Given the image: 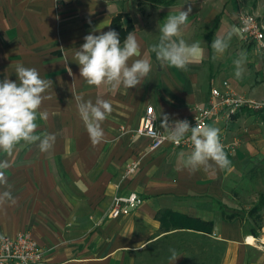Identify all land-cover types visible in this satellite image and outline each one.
Instances as JSON below:
<instances>
[{
	"label": "crops",
	"instance_id": "1",
	"mask_svg": "<svg viewBox=\"0 0 264 264\" xmlns=\"http://www.w3.org/2000/svg\"><path fill=\"white\" fill-rule=\"evenodd\" d=\"M162 1L167 3L0 0V81L18 82L17 64L50 79L52 89L44 94L49 98L39 110L48 118L37 120L36 134L56 136L46 152L40 151L39 142H22L10 157L0 153V160L9 161L5 174L17 201L0 207V235L30 233L51 264H171L169 249L179 256L175 264H264V222L259 225L256 215H248L257 199L250 206L239 202L228 187L250 162L251 170L264 163V110L242 109L228 125H208L217 127L227 141H240L232 156L225 150L231 165L224 170L214 166L190 175L180 153L187 156L192 148L175 149L165 143L150 151L149 139L135 133L146 106L153 107L161 128L164 114L170 122L189 117L194 105L207 104L211 88L221 90L224 83L239 95L264 100V54L245 42L234 17L244 9L264 19V2ZM189 7L183 38L188 44L200 41L201 52L191 58L187 71L161 67L150 51L158 41V26L170 13ZM233 29L228 49L222 55L214 53L212 41ZM109 30L116 31L121 42L133 32L141 44L140 58L151 62V72L137 87L90 86L80 77V66L72 60L75 50L86 35ZM241 58L244 71L237 78L234 62ZM78 95L112 104L102 122L104 139L97 145L78 114ZM132 161H138V168L125 177ZM5 190L7 186H0V192ZM131 193L143 203L127 215L108 217L113 198ZM166 211L211 222V232L167 228L168 219L161 218ZM252 224L258 226V237L250 234ZM247 237L254 244L247 243Z\"/></svg>",
	"mask_w": 264,
	"mask_h": 264
},
{
	"label": "clouds",
	"instance_id": "2",
	"mask_svg": "<svg viewBox=\"0 0 264 264\" xmlns=\"http://www.w3.org/2000/svg\"><path fill=\"white\" fill-rule=\"evenodd\" d=\"M191 7L186 11L169 14L159 24L158 41L150 46L161 67H175L187 71L193 56L201 52L200 41L188 44L183 38L182 26H185ZM235 29L226 36H217L211 43L216 54L222 55L229 47ZM84 43L75 50L72 60L78 63L80 77L88 85L99 87L107 85L110 88L123 86L126 89L140 85L152 70L150 60L141 57V44L133 32H128L121 42L119 34L114 30L99 35L88 34ZM213 60L216 55H213ZM67 60V58H66ZM235 76L243 74V58L235 62ZM67 64V63H66ZM69 75L71 69L67 68ZM15 73L17 81L5 78L0 81V153L10 157L21 143L35 144L39 142L41 152L51 149L56 141L55 134H36L39 127L37 120H47L48 113L39 111L43 101L49 97L44 94L52 89V81L41 77L35 68L17 64ZM77 110L93 145L104 139L102 122L112 112L110 101L97 98L95 103L85 101L82 95L75 96ZM161 117V114L159 118ZM161 128L164 129L168 142L179 145L190 133L192 145L190 154L180 153L184 168L189 174H195L203 169L208 171L214 166L224 170L230 167L231 161L221 142L220 130L214 126L202 129L196 124L191 126L187 120L171 121L167 114L162 116ZM10 167L8 159L0 160V186L9 190L0 192V207L5 203L16 204L11 194V185L7 182L6 170ZM171 264H175L178 255L175 249H169Z\"/></svg>",
	"mask_w": 264,
	"mask_h": 264
},
{
	"label": "built area",
	"instance_id": "3",
	"mask_svg": "<svg viewBox=\"0 0 264 264\" xmlns=\"http://www.w3.org/2000/svg\"><path fill=\"white\" fill-rule=\"evenodd\" d=\"M237 29L243 36L245 42L252 43L257 52L264 54V19L254 11L239 9L234 14ZM242 109L252 111L264 110V100H255L237 94L227 84L223 88H211L208 102L205 106L194 105L193 112L189 117L180 119L189 121L190 125L203 128L210 124L223 123L228 125L238 112ZM136 134L149 139V150L154 151L161 148L165 143H170L165 138L163 128L156 125V115L152 106H146L139 119ZM190 133L179 144L170 143L175 149H191L189 139ZM224 149L229 156L236 151L240 145L237 138L227 141L225 135H220ZM138 161L130 162L125 169V177L135 173ZM143 199L131 193L127 196H115L107 213L110 218L127 215L133 208L141 205ZM248 238V237H247ZM247 238L245 241L247 242ZM0 264H51L45 258L44 251L28 232H21L13 237L0 235Z\"/></svg>",
	"mask_w": 264,
	"mask_h": 264
},
{
	"label": "rangeland",
	"instance_id": "4",
	"mask_svg": "<svg viewBox=\"0 0 264 264\" xmlns=\"http://www.w3.org/2000/svg\"><path fill=\"white\" fill-rule=\"evenodd\" d=\"M261 1L264 2V0H261ZM246 43H249V42H246ZM255 112H258V111H255ZM261 113H264V111H262ZM254 120H250V121L255 122ZM253 165L254 163L250 162L249 166L244 171L241 170L236 176L232 177L230 184H228L230 196L233 199L238 200L239 202H242V201L246 202L247 204H249V206L251 203H253L252 201L257 199L256 197L258 196L257 194L259 192H264V163L257 164L255 169L251 170V167ZM258 165L261 167L260 170L258 168ZM244 189L249 192L245 193L246 191ZM260 216L261 218L258 221L259 225H261L262 222H264V211L260 212Z\"/></svg>",
	"mask_w": 264,
	"mask_h": 264
},
{
	"label": "trees",
	"instance_id": "5",
	"mask_svg": "<svg viewBox=\"0 0 264 264\" xmlns=\"http://www.w3.org/2000/svg\"><path fill=\"white\" fill-rule=\"evenodd\" d=\"M150 1L154 3H167L162 0H150ZM115 27H117V24L114 23L113 29ZM262 211H264V192H260L258 194L256 202L253 204V207L248 211V215L249 217H253V219L257 217H258L257 219H260V212ZM255 215L257 217H255ZM230 217L232 218L234 216L231 215ZM161 218L162 220L168 219V221H166L168 222V224H166L167 228L170 226L172 227L175 226L177 228H182V229L187 228V229H192L195 231H203V232H209V233L211 232V227H212L211 222H203L200 219H192V218L187 217L186 215H182V214H178V213H174L170 211H166L165 213H163V216ZM169 223H173V224L169 225ZM257 227L258 226H254L253 224L250 226V232H251L250 234L254 237H258V234L256 233Z\"/></svg>",
	"mask_w": 264,
	"mask_h": 264
},
{
	"label": "bare ground",
	"instance_id": "6",
	"mask_svg": "<svg viewBox=\"0 0 264 264\" xmlns=\"http://www.w3.org/2000/svg\"><path fill=\"white\" fill-rule=\"evenodd\" d=\"M248 238H249V237H248ZM248 238H247V243H249V244H254V240H253L252 238H249V239H248Z\"/></svg>",
	"mask_w": 264,
	"mask_h": 264
}]
</instances>
